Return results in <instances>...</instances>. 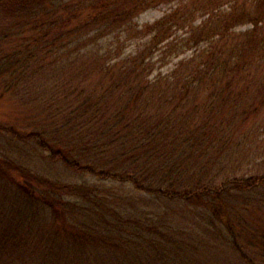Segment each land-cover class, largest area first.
<instances>
[{
  "label": "trees",
  "instance_id": "16d2710c",
  "mask_svg": "<svg viewBox=\"0 0 264 264\" xmlns=\"http://www.w3.org/2000/svg\"><path fill=\"white\" fill-rule=\"evenodd\" d=\"M172 1L0 0V264H264V15Z\"/></svg>",
  "mask_w": 264,
  "mask_h": 264
},
{
  "label": "rangeland",
  "instance_id": "374dc122",
  "mask_svg": "<svg viewBox=\"0 0 264 264\" xmlns=\"http://www.w3.org/2000/svg\"><path fill=\"white\" fill-rule=\"evenodd\" d=\"M180 1V0H179ZM232 1H235L237 4H245L247 8H251L253 10H259L261 12V15H264V0H182L181 2L177 3V0H173L172 2L168 4H162L157 7H154L152 9H149L145 12H143L139 18L138 22L139 24L144 23H151L155 21L156 19L160 18L164 15V13L167 12H173L176 10L177 7L181 6V12H188L190 9H206L209 13L212 11L215 12V9H224L226 8ZM212 9V10H211ZM205 11V10H204ZM203 12L202 14H208ZM201 14V15H202ZM200 15V14H199ZM258 15V14H257ZM261 15H258L259 17H262ZM208 15H205L203 18H199L195 21V24H198L200 21H202L204 18H206ZM252 25L247 24L244 26H241L237 29V31H245L248 29H251ZM186 29H181L177 32V34H181ZM187 55L190 54V51L186 53ZM184 55V56H187ZM171 65V64H170ZM170 65L168 67H170ZM165 69V68H163ZM254 88V86H253ZM6 102L2 101L0 102V118H3V120H6V113L5 110L9 107L7 106ZM260 142L262 147L261 157H260V163H262L261 169L264 170V132L260 136ZM252 135L250 136V140L252 139ZM259 144V140H256ZM255 143V142H254ZM256 145V144H255ZM168 209V210H167ZM155 210V209H154ZM167 211H173V215L171 214V211L169 212L172 216L176 214L177 212L179 214V220H181L183 223H185L182 227L186 231L184 234H192V233H198L200 232V236H196L193 234L192 236H189V238L194 239L197 237L198 245L192 244L187 249L182 247L183 255L179 257L178 260L175 259V261L178 264H215V256L218 255L217 260H219V257L222 260V263L224 264H244L241 262L240 257L238 255L233 254L230 250H227L225 246H220L219 239L217 238L218 230L215 229L212 226H207L208 233L202 235L203 229H205V224H207L205 221L203 222V214L200 212V209L191 206L188 207V204H184L183 206H170L168 205L166 207ZM169 213L167 214V217L169 218ZM175 218V216H174ZM170 220L171 217H170ZM197 224V225H196ZM210 224V223H208ZM259 228L261 231L264 232V217L263 221L259 223ZM202 241V242H201ZM220 247V248H219ZM216 260V261H217Z\"/></svg>",
  "mask_w": 264,
  "mask_h": 264
}]
</instances>
